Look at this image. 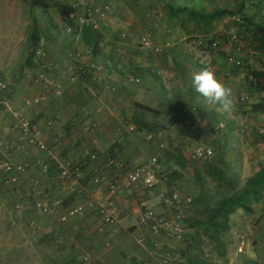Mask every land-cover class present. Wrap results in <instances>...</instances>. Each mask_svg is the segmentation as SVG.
<instances>
[{"label":"crops","instance_id":"obj_1","mask_svg":"<svg viewBox=\"0 0 264 264\" xmlns=\"http://www.w3.org/2000/svg\"><path fill=\"white\" fill-rule=\"evenodd\" d=\"M32 1L13 0V100L16 108L22 107L26 97L35 96L40 91V87L34 84L32 80L33 76L39 72V66L36 65L32 68L24 69L27 55L22 62L16 61L15 58V49L17 48L18 36L20 34L19 27L21 25L23 26V24L20 25V22L24 15L26 16V13L30 11ZM132 2L135 4L134 7L141 9L137 11V19L143 21L144 25L147 26L149 17L160 20L155 10L160 3L139 1L136 4L133 0ZM188 4L199 10H205L206 12L221 9L235 10L245 4L247 13L250 17L254 18L255 22L259 23L264 18V0H190ZM161 6L162 17L170 24V31L168 32L172 37H175L180 27L177 23H170L168 21L164 7L162 4ZM158 8L160 9V7ZM235 19H238V17L225 18L215 24L213 29H217L219 26L229 27L234 24ZM26 25L28 26V24ZM154 25L157 26L156 24ZM149 29L152 32L154 31L157 43H164L166 41L165 38L157 34V30L154 27H149ZM111 39L110 37H106V43H111L113 41ZM63 46L68 50L61 55L62 52L60 53V51L55 50L53 48L54 46L50 45V43L47 44L50 56L56 63L55 69L49 71L48 75L51 78L62 81L64 87L62 97H51L48 102L30 108L35 109L40 107L41 110L39 112L33 113L31 111L28 112L30 109L26 110V113L32 118L33 123L42 130L45 141L50 146H56L62 151L64 156L72 161L83 160L85 154L90 151L99 154L101 165H104L103 160L108 156L127 159L129 168L147 163L151 157L144 160L142 156L143 148L141 146V138L144 139V134L140 132L128 133L119 131L121 124L124 122L132 123L130 121L131 119L134 120L138 116L143 117L137 103L147 105L144 102V97L140 93H136L139 91L131 90L141 84L130 87L125 83V78L129 74L127 72L128 70L120 66L115 54L110 56L107 49L105 54H108L110 58L114 56L113 60L103 59L102 57L96 58L106 64V70L102 75V82L94 83L89 77L72 82L69 79L65 65L71 46L68 41ZM244 47L245 50L252 53L254 59L257 61L247 57L244 51V64L241 68L236 67L228 61L227 52L229 51L221 52L212 50V54L207 56L195 54L188 64V62L186 63V61L182 60L180 50L171 48L165 50L164 54L166 58L159 57L158 60L160 65L163 64L165 68H168L167 79L158 85H155L156 83H153V85L149 84L148 88L153 90L155 96H158L156 105L151 107L156 109L163 108L170 98H178L181 101H186L194 108V120L202 126L214 129L212 130L213 132L211 131L213 137L222 133L218 132L216 127L222 122L226 123L225 131H227V135L234 137L236 133L241 139L240 143L235 145L236 147L230 148L226 145L227 153H236L237 160L241 162L261 165V161L264 160V141L261 140L262 136L258 134L257 129L259 127L264 128V92L259 96L255 93V89L250 88L248 75L250 71H261L264 76V54L253 51L247 41ZM142 52L144 54L147 53ZM199 56L202 58L201 60ZM204 68L212 70L222 83L232 89L235 107L230 113L222 111L218 104L207 102L193 88L191 82L192 75ZM119 69L125 72V74L121 73ZM30 72H33V74H29ZM28 74L29 78L27 80L26 77ZM145 76L149 79L147 73ZM107 79L113 81L117 90L112 94L103 95L101 93L102 83ZM243 92H247L251 99L249 103L239 107L235 100ZM162 94L166 95V99L160 97ZM257 103H260V106H258L259 111L254 112L251 107ZM83 107L87 109L86 112L82 111ZM90 122H97L100 124V128L96 132L87 134L85 131H87L86 128ZM174 130L175 128L173 127L166 130L165 147L173 150L180 149L189 162L191 160L196 161L194 158L190 159V154L192 155L196 142L182 137L178 131L175 133ZM210 134L209 132L201 141L204 142L205 137H209ZM126 135H130V137L125 138L124 136ZM13 136L17 143L16 134H13ZM95 139H98V144L94 143ZM145 142L147 141L145 140ZM7 148L9 150V146ZM216 148L220 149L219 152H224L222 143H218ZM13 149L14 152L12 151L10 154L15 162L28 161L31 164L32 168L20 179V183H23L27 188L33 180L40 176L39 169L42 163L45 161L55 162L53 156L45 159V156L52 155L51 152L47 153L37 149L43 153L44 158L41 159L38 156L35 157L33 153L32 149L36 148H29L26 152H20L17 150L15 144ZM155 150L153 155L159 153V158L162 160L159 148L156 147ZM229 163L231 164L230 161ZM170 165L174 164L171 162ZM85 171L86 176L81 183L82 191L73 193L66 185L58 195V199L63 200L66 207L82 203L86 208L83 215L68 222L71 225L67 230L66 240L73 241L74 239H78L82 245L81 250L95 255L99 254L103 257L104 264H138L140 260L138 256L141 254L149 257L153 264L161 263L162 255L171 250L167 249L161 253H157L158 250L163 244L176 240L165 235H153L148 229L141 227L139 224L141 203L143 201H146L158 213L166 212L167 208L161 202L158 193L142 190L140 195L136 197L126 189H121L116 195H111L107 186L94 187L91 184L93 174L89 168L85 167ZM57 177L58 174L55 175V178ZM52 179L55 180L53 176L51 179L49 177L47 178V181H45L46 186L42 185L39 197H47L50 191L49 182ZM106 204H112L119 210L116 222L111 225H105L101 218L102 225L105 227L104 230L108 233L102 239L98 237L100 236L101 228V223L98 219L100 216L98 210L100 206ZM134 216L137 217V222L131 223L132 221L130 219ZM49 218L52 219L51 217ZM107 239H114L116 242L113 245L109 242L110 247H107L106 244L108 242L104 243ZM70 244L72 243L70 242ZM150 249L152 251H149ZM73 250L77 251L74 248ZM79 252L77 251V253ZM67 263H73V258H70Z\"/></svg>","mask_w":264,"mask_h":264},{"label":"rangeland","instance_id":"obj_2","mask_svg":"<svg viewBox=\"0 0 264 264\" xmlns=\"http://www.w3.org/2000/svg\"><path fill=\"white\" fill-rule=\"evenodd\" d=\"M89 1L95 5L107 6L109 8L106 14V23L108 24V27L105 30V33L107 37L112 38L111 40L113 41H111V43H115L116 46H113V48L109 46L107 48V52H111L112 49L115 50L114 54L115 57L118 58L120 66L127 69L129 74H135L141 77V85L134 87L131 90L139 91L136 93H140L141 96L144 97L143 99L147 106H155L158 101V96H155L153 90L148 88L149 84L153 85V83H156L155 85H158L162 81L166 80L168 70V68L164 67L165 65H160L158 60L159 57L166 58V55L164 54L165 51L162 54L155 55L150 51H147V53L144 54L142 52L143 50L139 49L140 38L144 35H148L154 42H156V35L154 34V31L152 32V30L149 29V27H154L157 30L156 32L158 35L165 38L166 41H170L172 44L171 49L180 50L182 53V60L186 61V63L188 62V64L190 59H192L195 54L207 56L211 55L213 52L211 49L200 45L197 38L185 34L182 28L178 29L175 37H172V35L165 29V25H168V23L165 21L164 17H162L163 14L161 4L158 6L160 9L158 7V9H155L156 15H158L160 20L149 17L146 26L143 24V21H139L137 19V11L141 9L134 7L135 4L132 0ZM74 3L75 0H33L30 11L26 13V16L24 15L21 19L22 21L20 22V25L23 24V26L21 25L19 27V41L17 43V48L15 49L16 61L22 62L24 57L27 55L28 35L31 31L32 16H35L42 25L44 37L47 42L54 46L53 48L55 50L60 51V53L62 52L61 55L68 50L65 46H63V44L67 43V41L71 46L69 52L80 46V43L76 40V38L66 32V25L63 20V12L73 9ZM26 24H28V26ZM168 27L170 28L169 25ZM228 28H230V26H219V28L213 29L212 31L215 36L221 38V52L233 51V47L229 44L226 36ZM124 36L125 38H123ZM244 51L246 52L245 54L247 57H250L251 60L254 59L252 53L245 50V47L243 48L242 53L238 55V58L243 60ZM199 59L201 60L202 58L199 56ZM98 61L103 63L101 60ZM0 64L3 67L5 78L11 83L12 89H14L13 0H0ZM146 73L149 75V79L145 76ZM29 74H33V72H30ZM29 74L27 77L25 76L27 80L29 78ZM244 93L246 94L247 92H243L242 94ZM4 96L5 95L3 93H0V101L4 98ZM160 97L162 99H166L165 94L160 95ZM40 110L41 108L39 107L30 109L28 112L31 111L35 113ZM141 113L142 116H144L143 119L146 118V120H152V114L149 112L142 111ZM27 116L32 121V118L28 114ZM10 119V115L6 113L0 105V122L8 123L10 122ZM130 121L133 123L134 120L131 119ZM98 128H100V124ZM225 130L215 137L212 136V132H210L211 134L209 137H205L204 143L211 146L214 150V156L208 161H215L220 150L216 148L217 144L222 143L224 146L226 161L228 163L229 161L231 162V164L229 163L231 174H236L242 181V184H244L250 177L258 172V169H261V167L264 166V160L261 161V165H254L237 160V154L234 152L227 153V146L230 148L236 147L235 145H238L241 139L236 133L234 137H229L230 135L228 136L227 131ZM85 132L87 134L92 133L90 131ZM174 132L177 133V130L175 129ZM124 137L129 138L130 135H126ZM261 140L264 141V138L261 137ZM164 142H166V137ZM6 143L7 146H9L8 152H14L13 146L16 144V141L13 135L6 137ZM48 146L52 155L48 156L45 153V155H47L45 156V159H48L47 157L54 156L60 160L72 161L64 156L62 151L56 146H50L49 144ZM141 146L143 148L142 156L144 157V160L152 157L156 151V147L159 148L157 143L149 144L145 142L143 138H141ZM164 149H166V147L163 148V150ZM32 150L35 157L38 156L41 159L44 158L42 152L37 149ZM164 154V151L160 152L162 161L165 160ZM206 162L207 161L191 160L189 162L190 166L187 175L184 179L178 181L181 198L183 203H185V210L187 209L188 212L191 210V204L196 195V192H194L193 171L195 169L202 170ZM46 163L47 161L40 165V169L38 168L40 176L36 178L41 180L43 186H46L45 181H47L48 177L49 179L52 178V175L49 176L43 171V166H45ZM161 165L162 164H159V169L162 168ZM53 177L55 180L52 179L49 182L50 191L46 197L51 200L58 199L59 193H61L63 188L66 187V185L60 183L57 178H55V175H53ZM211 186L212 184H210V187ZM26 188L27 187H25L23 183H20V181L19 184L15 186L0 183V264H80V257L85 250H81L82 245L78 239H74L73 241L68 239L66 240L67 230L71 225L70 223L62 225L56 220L50 219L35 210H29V212L22 213H17L14 210V205L19 200V193ZM145 194L147 195V193ZM37 197L39 196L37 195ZM254 209L255 212L253 215H246L241 211L233 215L232 230L225 236V240L228 244V255L226 259L219 257L214 251H210V249L207 248V252H209L216 264H246V262L250 260L257 261L259 264H264L263 203L261 202L255 206ZM98 219L101 223L100 233L98 232L100 236L98 237L103 239V237H106L108 233L104 230L105 227L102 225L101 216H99ZM130 220L132 221L131 223H135L137 222V217L134 216ZM32 222H36L40 228H30V224ZM70 242L72 244H70ZM107 242H110L113 245L116 241L114 239H107L106 242L104 241V243ZM180 243L181 242L177 241L165 243L160 247L157 253H161L167 249L174 250L184 246H180ZM77 245H79V247ZM242 246L244 251L239 252V248ZM73 248L80 252L77 253V251H74ZM149 251L152 250L150 249ZM90 254L95 255L93 253ZM138 257L140 259L138 264H153L152 260L144 254H141ZM70 258H73V263H67Z\"/></svg>","mask_w":264,"mask_h":264},{"label":"built area","instance_id":"obj_3","mask_svg":"<svg viewBox=\"0 0 264 264\" xmlns=\"http://www.w3.org/2000/svg\"><path fill=\"white\" fill-rule=\"evenodd\" d=\"M109 8L107 6L95 5L88 0H75L73 9L65 15V21H74L80 28L84 24H91L96 29L108 27L106 23V14ZM230 26L226 32L227 39L232 52L227 53L228 61L238 68L243 67V61L238 58L242 53L246 38L239 26V19ZM69 34L74 33L72 26H66ZM168 29V25H165ZM125 38V36L123 37ZM76 40L80 42V35L76 36ZM199 44L213 51L221 50V38L212 35L198 36ZM47 40L42 38L36 51L39 72L32 78L34 84L40 87L37 95L26 97L20 108L15 107L12 98V85L5 78L3 67L0 64V93L5 96L0 101V105L6 113L10 115V122H0V183L7 185H18L21 177L31 168L28 161L15 162L12 155L8 152L6 137L16 134V148L20 152H26L29 148H36L43 152H50L49 146L44 139V135L39 126L33 124L26 114V110L40 106L50 100L51 97L60 98L64 93L63 83L60 79L51 78L48 75L56 67L55 61L51 58ZM172 47L170 41L164 43L154 42L148 35L140 38L139 49L144 52L150 51L154 54H162L165 50ZM66 70L69 79L72 82L90 76L92 82H102V75L106 70V65L99 62L88 48L78 46L69 52L65 61ZM161 74V73H160ZM252 78V76H250ZM125 83L130 86H138L142 83L141 77L135 74H128ZM117 90L116 85L110 79L102 83L101 93L109 95ZM251 97L248 93L241 94L235 100L237 106L249 103ZM82 111L86 112L85 107ZM99 124L90 122L86 130L96 132ZM226 129V123L222 122L217 127L218 132ZM119 131L135 133L137 127L129 122L121 124ZM257 132L264 137V128L259 127ZM144 139L149 143H157L161 149L165 148V130L156 132H145ZM98 144V139L94 140ZM193 158L196 160L207 161L214 156V150L204 142H196L193 150ZM56 169L58 172V181L68 186L73 193L82 191L81 183L86 176L83 168H89L93 174L91 184L94 187L107 186L111 195H116L121 189H126L134 196H139L142 190L148 192H156L161 202L166 206L164 213H158L151 208L146 201L141 203V213L139 216V224L141 227L148 229L153 235H165L176 241H182L185 236L184 213L185 206L183 204L179 187L174 183H168L167 174H160L159 155H153L150 160L142 165L129 168L128 160L125 158L111 157L104 158V165H101V158L96 152H87L83 160L66 161L54 157ZM45 174L49 172V166L43 167ZM42 189L40 179L31 182L28 188L19 193V200L14 205L17 213L35 210L38 213L51 217L58 223L67 224L70 220L79 217L85 213V205L82 203L66 207L63 200H51L46 197H37ZM264 205V197L262 199ZM93 205V204H91ZM99 214L105 225H111L116 222L118 216V208L112 204H106L99 207ZM30 228H40L36 222L30 224ZM79 247V245H77ZM110 247V243L106 244ZM243 246L239 248V252H243ZM184 259L173 251H168L161 257V263L158 264H184ZM80 264H104V259L100 255H92L84 252L80 257Z\"/></svg>","mask_w":264,"mask_h":264},{"label":"trees","instance_id":"obj_4","mask_svg":"<svg viewBox=\"0 0 264 264\" xmlns=\"http://www.w3.org/2000/svg\"><path fill=\"white\" fill-rule=\"evenodd\" d=\"M133 1L136 4L139 1H152L162 4L168 21L177 23L185 34L197 39L198 36L204 35L216 37L212 33L215 24L225 18L238 17L240 21L238 24L245 35V40L251 45V49L264 54V18L259 23L255 22L254 18L247 13L245 4L235 10L221 9L206 12L189 5L190 0ZM69 11L63 12V20L66 26H72L75 29L74 33L71 34L73 37L76 38L77 35H80V46L90 49L95 58L102 57L103 59L113 60L114 56L112 58L110 56L115 53V50L112 49L109 52L110 56L105 54L109 46L111 48L116 46L115 43H106L105 30L107 27L96 29L91 24H84L80 28V25L74 21H65L64 17ZM168 25L170 26L169 23ZM65 30L67 32L66 27ZM167 31H170L169 27ZM42 38H45L43 27L39 20L32 16L24 69L39 66L36 51ZM119 71L125 74L122 70L119 69ZM86 77L90 78V76L83 78ZM248 78L250 88L255 89V93L261 96L264 92L263 72L250 71ZM137 106L141 112L152 114V120L142 119L144 116L142 118L140 116L136 117L133 121V124L137 127L135 133L156 132L160 129L167 130L173 127L182 137L190 141L200 142L204 136L214 130L197 123L193 116V106L178 98L168 99L166 106L160 109L140 103ZM258 106H260V103L253 104L252 111L258 112ZM159 151L165 153V160L159 159V164H162V168L159 169L160 174H167L168 183H174L178 186V181L184 179L189 171V160L186 159L180 149L166 148L163 150L159 147ZM191 158H193L192 155H190ZM171 162L174 165H170ZM45 165L49 166V175L58 174L54 161H47ZM83 168L85 169V166ZM193 179L196 195L192 201L191 210L188 212L186 209L184 213V239L177 241L181 242L180 246H184L171 251L179 254L184 259V264H216L207 252V248L214 251L219 257L227 258L228 244L225 236L232 230L233 215L239 211L246 215H253L255 206L262 202L264 197V166L242 184L236 174H231L230 165L226 161L225 154L220 151L215 161L207 160L202 170L195 169L193 171ZM210 184H212L211 187ZM246 264L259 263L250 260Z\"/></svg>","mask_w":264,"mask_h":264},{"label":"clouds","instance_id":"obj_5","mask_svg":"<svg viewBox=\"0 0 264 264\" xmlns=\"http://www.w3.org/2000/svg\"><path fill=\"white\" fill-rule=\"evenodd\" d=\"M191 82L195 91L207 102L220 105L221 110L226 113L234 109L232 89L222 83L212 70L204 68L195 72Z\"/></svg>","mask_w":264,"mask_h":264}]
</instances>
